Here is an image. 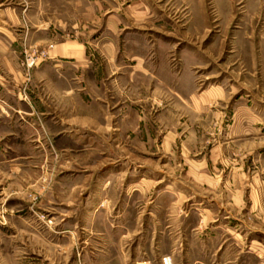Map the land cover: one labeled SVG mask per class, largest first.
Segmentation results:
<instances>
[{
  "label": "rangeland",
  "instance_id": "1",
  "mask_svg": "<svg viewBox=\"0 0 264 264\" xmlns=\"http://www.w3.org/2000/svg\"><path fill=\"white\" fill-rule=\"evenodd\" d=\"M96 1L146 13L114 38L162 45L174 91L144 100L111 66L113 130L77 131L57 68L34 70L101 32L92 0H0V264H264V0Z\"/></svg>",
  "mask_w": 264,
  "mask_h": 264
},
{
  "label": "crops",
  "instance_id": "2",
  "mask_svg": "<svg viewBox=\"0 0 264 264\" xmlns=\"http://www.w3.org/2000/svg\"><path fill=\"white\" fill-rule=\"evenodd\" d=\"M13 1L16 2V0ZM23 1L30 5L49 3V0ZM72 2L75 4V1ZM79 4V1L76 2V5ZM91 4L94 22H100V26L102 24L101 32L97 35H92L91 32H94L93 26L91 28H89L90 26L88 28L81 25L78 28L74 26L73 35L75 38L63 40L60 43L53 44L50 48L48 46V62L40 65L34 72H47L50 64L56 67L57 77H52L53 81H55L54 77L56 79V96L65 100L71 91L74 101L73 117L71 119L74 126H76V130L96 132L113 130L111 123H108L109 114L107 109L103 110L101 106H104V104L97 102V96L101 92L98 86L104 84L110 77L106 73H108V68H111V66L115 70L124 72V75L121 76H126V83L136 84L139 92L138 96L141 95L144 100H158L162 87L169 93L174 91L176 79L171 75V70L166 63L161 60L162 53L167 51L166 49L164 50L162 45L157 43L147 45L143 40H135V38L130 36H126L124 41H121V38L119 40L114 38L119 30L120 23L124 27L129 26V20H132V22H135V20L139 22L145 21L148 16L144 11L138 12V8L134 11L135 6L127 5L123 12L112 13L106 7L102 8L100 6L102 3H98L96 0H92ZM85 28H87L89 33H86ZM84 35L87 36L84 37ZM117 52L125 54L123 57L129 61L130 64L128 63V66H113L112 61L114 56H116L114 53L116 54ZM121 57L117 55L116 61L119 63L123 61L124 58ZM39 76L35 74L36 80L41 82L42 87L45 84H49L48 80H51L50 78L44 75ZM30 78L33 84L34 76ZM69 83H72V88H65V84L68 86ZM67 90L70 91L68 92ZM121 106L123 107L120 108V114H118L121 118V131L130 130L129 126L131 123L125 121V118L134 114L137 119L136 130H145L142 125L145 124L146 116L149 114L143 108L141 110L138 109L137 112H130L125 105L122 104ZM111 115L112 113H110ZM98 116H101L99 117L100 121L97 120Z\"/></svg>",
  "mask_w": 264,
  "mask_h": 264
},
{
  "label": "built area",
  "instance_id": "3",
  "mask_svg": "<svg viewBox=\"0 0 264 264\" xmlns=\"http://www.w3.org/2000/svg\"><path fill=\"white\" fill-rule=\"evenodd\" d=\"M33 62H34L33 60H30L29 65L33 64Z\"/></svg>",
  "mask_w": 264,
  "mask_h": 264
},
{
  "label": "bare ground",
  "instance_id": "4",
  "mask_svg": "<svg viewBox=\"0 0 264 264\" xmlns=\"http://www.w3.org/2000/svg\"><path fill=\"white\" fill-rule=\"evenodd\" d=\"M166 264H170V263L166 260Z\"/></svg>",
  "mask_w": 264,
  "mask_h": 264
}]
</instances>
